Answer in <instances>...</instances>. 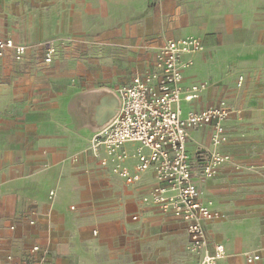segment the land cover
<instances>
[{"label": "crops", "instance_id": "0c3cea01", "mask_svg": "<svg viewBox=\"0 0 264 264\" xmlns=\"http://www.w3.org/2000/svg\"><path fill=\"white\" fill-rule=\"evenodd\" d=\"M17 3L26 14H12ZM51 11L56 14H42ZM189 35L205 48L192 54L184 86L207 87L183 100L184 114L222 100L232 109L220 151L233 161L213 178H196L201 200L225 214L213 179L243 164L233 147L264 140V0H0V37L28 47L21 60L12 50L0 56V264H27L35 245L48 249V264H124V226L128 235L153 230L158 262L170 264L178 247L188 250L186 223L142 199L157 184L153 170L127 184L103 168L88 149L94 131L80 116L84 94L119 83L118 95L152 68L167 40ZM48 40L56 46L51 63L44 61ZM97 104L106 107L105 99ZM210 135L204 127L191 130L192 162L212 148ZM221 222H206V230L212 251L225 246L219 262L225 264L228 251L239 254L246 242L238 234L225 244L216 232ZM137 258L145 264L151 256ZM240 259L231 264H243ZM253 264H264V253Z\"/></svg>", "mask_w": 264, "mask_h": 264}, {"label": "built area", "instance_id": "2783aa9c", "mask_svg": "<svg viewBox=\"0 0 264 264\" xmlns=\"http://www.w3.org/2000/svg\"><path fill=\"white\" fill-rule=\"evenodd\" d=\"M27 48L12 38L0 37V56L12 50L15 58L21 60ZM204 48L203 40L195 35L167 40L158 50L152 68L118 89L119 112L107 127L93 132L88 149L103 168L127 184H136L145 172L153 170L157 184L143 196V201L186 223L188 250L199 257V264H219L226 249L223 244H215L211 250L206 222L222 219L225 214L212 208L211 202L201 200L203 192L196 178H213L221 165L233 161L231 155L220 151L229 138L226 122L232 109L223 100L186 114L182 107L183 100L197 98L207 87V82L184 86V73L193 64L192 54ZM55 53L53 40H48L44 61L51 63ZM243 82L244 76H240L238 86ZM199 127L210 131L212 148L204 152L203 161L192 162L188 141L191 130ZM127 144L137 147L131 151ZM132 158L134 162H130ZM54 194L51 191L50 197ZM262 253L264 247L246 252L245 259L249 264L256 263ZM31 255L27 264H48V249L35 245Z\"/></svg>", "mask_w": 264, "mask_h": 264}, {"label": "rangeland", "instance_id": "374dc122", "mask_svg": "<svg viewBox=\"0 0 264 264\" xmlns=\"http://www.w3.org/2000/svg\"><path fill=\"white\" fill-rule=\"evenodd\" d=\"M113 1L119 3L121 0ZM19 6L18 3L15 5L12 14H26L18 13ZM42 14H56V12L51 11ZM262 59L264 60V54ZM118 85L119 83L111 84L110 88L114 90ZM126 147L132 151L136 149L137 145L127 144ZM232 150L239 152L244 161L239 166L229 165V175L223 176L220 180L218 177L213 179L214 189H221L219 191L221 195L218 196V199L225 202L226 208L222 218L223 222L219 224L216 232L224 243L227 240L233 242L238 234L245 239L246 248L239 254L230 249L224 260L226 261L225 264H231L232 258L239 257L241 258L240 261L245 264L246 251L251 249L262 250L264 247V165H262L264 163V140L261 141L260 145L251 146L246 143L240 148L233 147ZM132 161L134 162L135 159L132 158L130 162ZM132 221H137V219L132 218ZM152 231L146 227L134 228L129 230L128 235L124 226V264H136L137 257L143 255L151 256L144 261L145 264H165L164 259L158 262L156 255H153L155 251L152 240L156 236H153ZM251 241L258 243L254 245ZM165 255L168 256L169 252H166ZM198 261V258L193 254L191 255L187 248L182 252L181 248L178 247L176 255L168 263L199 264Z\"/></svg>", "mask_w": 264, "mask_h": 264}, {"label": "water", "instance_id": "95a60500", "mask_svg": "<svg viewBox=\"0 0 264 264\" xmlns=\"http://www.w3.org/2000/svg\"><path fill=\"white\" fill-rule=\"evenodd\" d=\"M102 99H105V108H101L97 104ZM82 101L85 104L80 116L82 125L87 126L94 132L107 127L117 116L120 109L119 96L115 91L106 87L87 92L82 97ZM199 160L203 161L202 158Z\"/></svg>", "mask_w": 264, "mask_h": 264}]
</instances>
